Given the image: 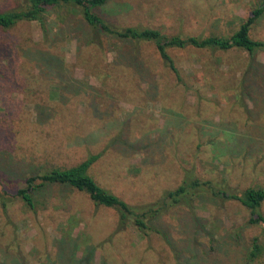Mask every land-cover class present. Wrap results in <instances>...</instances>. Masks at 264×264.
Listing matches in <instances>:
<instances>
[{
    "label": "rangeland",
    "instance_id": "obj_1",
    "mask_svg": "<svg viewBox=\"0 0 264 264\" xmlns=\"http://www.w3.org/2000/svg\"><path fill=\"white\" fill-rule=\"evenodd\" d=\"M259 1L109 0L95 12L118 28L230 35ZM23 6L0 0V11ZM44 16L46 36L38 21L0 29V264H264V251L246 256L264 230L234 200L205 195L143 234L115 232L116 212L83 192L46 186L33 209L17 194L41 168L89 153H101L91 175L129 204L158 200L188 170L264 188V52L244 75L243 50L170 48L177 79L152 42L95 35L79 7ZM250 35L264 41V14Z\"/></svg>",
    "mask_w": 264,
    "mask_h": 264
},
{
    "label": "trees",
    "instance_id": "obj_2",
    "mask_svg": "<svg viewBox=\"0 0 264 264\" xmlns=\"http://www.w3.org/2000/svg\"><path fill=\"white\" fill-rule=\"evenodd\" d=\"M109 0H23L20 8L0 11V29H8L20 21H38L44 35L47 34L45 13L50 7L73 5L79 7L83 20L95 35H102L130 40L134 42H152L162 62L180 79L179 69L169 53L170 48H209L216 50L240 49L249 56L244 75L254 70L256 55L264 52V41L251 37L252 25L264 14V0L255 4L249 15L242 20L238 28L230 35L211 34L208 36L167 35L150 27L127 26L115 27L95 12L96 8L104 6ZM90 41L95 42L93 39ZM91 43V42H90ZM100 44L101 42H96ZM1 52L6 49L0 44ZM243 75V76H244ZM244 77L242 78V83ZM101 153H89L84 159L69 166H52L41 168L37 173L28 176L22 187L17 189L18 196L24 204L33 209L38 192L46 186L55 185L70 188L85 193L97 206L113 209L117 215L115 232L126 229L129 225L140 233L150 231L160 233L154 222L173 207H185L192 211L205 195L221 200H234L249 210L248 223L257 224L264 230V214L260 211L264 201V188L249 186L240 191H232L219 187L213 181L197 177L193 171H186L181 183L174 189L167 190L151 203L129 204L117 194L100 185L89 172L92 165L99 159ZM264 251L258 237L251 240L247 252L249 261L255 260Z\"/></svg>",
    "mask_w": 264,
    "mask_h": 264
}]
</instances>
